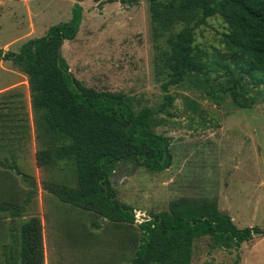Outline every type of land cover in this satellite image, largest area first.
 <instances>
[{"label":"rangeland","instance_id":"374dc122","mask_svg":"<svg viewBox=\"0 0 264 264\" xmlns=\"http://www.w3.org/2000/svg\"><path fill=\"white\" fill-rule=\"evenodd\" d=\"M76 5L83 7L82 23L76 38L62 47L71 72L96 90L125 93L136 111L157 109L169 76L165 64L172 32L157 29L150 0L132 6L120 0H0V47L19 51L28 39L69 21ZM226 30L220 15L208 17L195 25V44L215 52L223 47ZM210 88L193 75L170 86L175 102L155 116L154 127L171 138L172 165L151 172L131 161L118 163L111 182L120 200L135 209L136 223L113 222L44 189L45 183L77 188L75 164H36L37 123L28 78L11 60L1 62L0 205L24 206V211L14 217L0 210V264H20V226L33 215L43 221L46 264H129L139 245L138 224L183 199L216 202L239 228L264 226V101L260 96L254 106L240 108L226 94L213 98ZM192 264H264V234L239 247L211 235L197 238Z\"/></svg>","mask_w":264,"mask_h":264},{"label":"trees","instance_id":"16d2710c","mask_svg":"<svg viewBox=\"0 0 264 264\" xmlns=\"http://www.w3.org/2000/svg\"><path fill=\"white\" fill-rule=\"evenodd\" d=\"M120 1L128 6L139 3ZM150 9L157 29L172 32L165 64L169 76L162 83L164 101L157 109L143 106L136 111L125 93L96 90L71 72L62 47L78 34L81 5L72 8L69 21L52 25L42 37L28 39L19 51L0 47V62L11 60L28 77L37 123L36 164L53 167L70 160L76 167L77 188L45 183L44 189L113 222L136 223L135 209L120 200L111 182L118 163L131 161L151 172L172 165L171 138L154 127L155 116L175 102L171 85L184 84L193 75L210 83L208 93L217 100L226 94L240 108L254 106L260 96L264 101V0H150ZM214 15L223 18L227 30L223 47L209 52L195 44L194 30ZM197 17L195 25L172 29ZM0 210L16 217L24 206L4 203ZM92 224L100 226L95 220ZM138 226L139 245L129 264H192L197 238L211 235L217 242L239 247L255 234H264V226L239 228L216 202L205 199H183L170 210L150 214ZM13 239L16 243L15 235ZM19 241L20 264H46L40 216L21 223Z\"/></svg>","mask_w":264,"mask_h":264},{"label":"crops","instance_id":"0c3cea01","mask_svg":"<svg viewBox=\"0 0 264 264\" xmlns=\"http://www.w3.org/2000/svg\"><path fill=\"white\" fill-rule=\"evenodd\" d=\"M4 49H5V48H4ZM3 61H5V60H2L1 62H3ZM1 62H0V63H1ZM22 73H23V72H22ZM24 74H25V73H24ZM25 75H26V74H25ZM26 76H27V75H26ZM27 78H28V77H27ZM15 86H17V83H14L12 86L9 87V89L12 88V87L14 88ZM28 87H29V84H28ZM29 91H30V90H29ZM45 245H46V244H45ZM45 250H46V248H45Z\"/></svg>","mask_w":264,"mask_h":264}]
</instances>
